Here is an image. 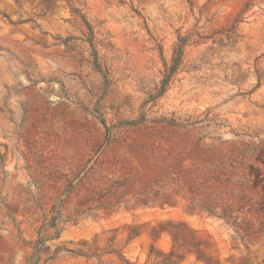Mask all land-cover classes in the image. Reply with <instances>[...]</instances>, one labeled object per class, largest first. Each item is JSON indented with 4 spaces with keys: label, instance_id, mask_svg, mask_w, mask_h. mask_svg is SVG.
Returning <instances> with one entry per match:
<instances>
[{
    "label": "rangeland",
    "instance_id": "obj_1",
    "mask_svg": "<svg viewBox=\"0 0 264 264\" xmlns=\"http://www.w3.org/2000/svg\"><path fill=\"white\" fill-rule=\"evenodd\" d=\"M0 264H264V0H0Z\"/></svg>",
    "mask_w": 264,
    "mask_h": 264
},
{
    "label": "trees",
    "instance_id": "obj_2",
    "mask_svg": "<svg viewBox=\"0 0 264 264\" xmlns=\"http://www.w3.org/2000/svg\"><path fill=\"white\" fill-rule=\"evenodd\" d=\"M180 57H182L183 56V53H184V49H183V47L182 48H180ZM177 60L175 59V62H176Z\"/></svg>",
    "mask_w": 264,
    "mask_h": 264
},
{
    "label": "water",
    "instance_id": "obj_3",
    "mask_svg": "<svg viewBox=\"0 0 264 264\" xmlns=\"http://www.w3.org/2000/svg\"><path fill=\"white\" fill-rule=\"evenodd\" d=\"M180 226L187 227L185 223L180 224Z\"/></svg>",
    "mask_w": 264,
    "mask_h": 264
}]
</instances>
